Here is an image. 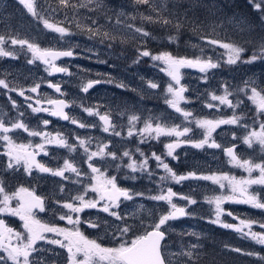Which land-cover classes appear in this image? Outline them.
Listing matches in <instances>:
<instances>
[{"label": "snow or ice", "instance_id": "snow-or-ice-1", "mask_svg": "<svg viewBox=\"0 0 264 264\" xmlns=\"http://www.w3.org/2000/svg\"><path fill=\"white\" fill-rule=\"evenodd\" d=\"M88 2L91 3L93 0H88ZM135 2L142 5L150 4V0H135ZM19 3L24 5L33 18L41 21L46 29L58 33L61 37L72 34L68 28L49 22L48 19L41 16L37 9L36 0H19ZM59 3L64 7H75V5L70 4V0H59ZM262 5H264V0H254V7L256 10L264 12V7H262ZM194 6H196V0H193V3L188 9H185L183 14L186 16L187 12ZM204 6L209 8L212 7L210 5ZM153 10L155 11V9ZM175 15L177 21L174 27L179 30L182 27L179 22L180 13L177 12ZM143 19L149 22H159L163 25L172 23L169 19L159 18L157 20L151 15L144 16ZM262 19H264V16H262ZM129 27H132V25H129ZM134 30L144 37L150 36V33L141 27H135ZM87 31L93 35L97 34V31L91 28H88ZM103 36L109 37V34L104 33ZM169 40L175 41L176 37L170 36ZM6 43L13 46L19 45L21 48L26 47L27 51L32 53V59L28 62L34 63L39 60L45 65H48L51 72H67V69L56 66L55 61L60 57H71L74 54L72 50L43 49L38 44L30 42L28 39L0 35V56L16 58L13 51L7 50L4 47ZM207 43L209 45H218L227 50V60L225 63L228 65H236L237 63L250 64L258 59H264V43H261L259 51L248 59H242V54L245 49L241 46H237L233 43H224L216 39H207ZM139 55L140 57H151L153 61H160L164 65L161 71L165 72L173 82L167 85L165 103L177 113H180L189 124L194 123L197 128L203 129L204 135L199 141L192 139L181 141L179 140L180 137H184L192 131L190 127L184 126L181 128L179 125L169 126L166 124L154 123L151 118L144 121L143 128L137 129L136 124L140 120V117L131 115L129 117L130 127L127 132L129 137L139 134L141 143L146 142L149 138L158 140L161 136L176 137L177 140L175 142L168 143L165 147L167 149L166 156L177 159L174 155V150L179 147L181 143L190 144L193 148L197 149H203L205 146L209 148H220L221 145L212 139V133L220 125L229 124L239 125L244 128L249 127L247 124L240 123L242 117L235 112H233L232 117L229 119H197L193 116L191 111L180 106L182 102H189L188 98L184 95L187 88L181 84V69L196 68L201 73L207 74L210 70L220 67V64L214 62L211 57H177L173 56L170 52H161L153 55L148 50L140 51ZM135 62L138 63L139 58ZM49 68L45 70L48 71ZM98 83H101V81H89L83 86L82 90L87 92L94 84ZM48 86L54 88L58 93L61 91L59 85L49 83ZM120 86L122 87L123 85ZM149 86L153 89L159 87L156 83H150ZM39 87L40 85L36 84L30 91L36 93ZM0 88L8 89L9 91H18L15 88H10L9 84L4 79H0ZM239 91L243 92L247 96V99L255 105L257 116L264 114V89H258L255 80L245 81V87L239 89ZM18 94L20 96H25L24 90H19ZM61 94L63 95V93ZM232 95L233 92L225 85L223 94L217 95L212 93L210 95V100L217 101L219 106H227L233 109L238 108L243 101L238 100L234 103L233 100L230 99ZM30 99L32 98L25 96V100ZM35 103L39 105L41 101L36 100ZM47 103L53 107H33L31 103L28 104V107L31 108L34 113L46 112L51 116L70 121L80 128L95 127V125H86L75 118H71L69 114L64 111V109L70 107L69 102L63 99H48ZM12 105L13 107H17L14 100L12 101ZM218 105L209 102L206 104V107L214 108L218 107ZM83 111L89 116H98L99 120L103 122L101 127L104 132L107 133L112 130L115 135H121L120 132L115 131L116 126L112 124L109 113L101 114L97 109L91 107H84ZM19 116L23 117L24 113H19ZM49 123L50 121L48 120L43 121L45 127H47ZM16 130H22L30 137H39L41 142L37 144H33L32 142L18 143L10 135V133ZM235 138V135H233V139ZM0 140L6 143L7 150L2 153V155L8 158V170L15 169L19 171L22 167L24 173L29 177L32 176L35 170L38 173H46L54 177H60L62 180H72L71 176L65 175L66 173H71L76 177L72 182L79 184L81 183L80 178L87 174L82 173L74 162L65 159L62 166L52 168L36 159L41 153L45 156L49 154L47 150L48 145L66 148L70 153L75 152L78 146L83 149L87 158L88 168L93 174L90 177L92 183L86 185L81 194L73 197L70 202L56 201L62 208L68 210L65 214L60 215L59 219L67 221L69 225H72L71 228L59 227L55 224H49L37 219V211H46L45 198L37 195L34 188L30 189L24 186H20L15 191L10 192L4 180L0 178V216L10 215L18 217L23 221L24 229V232L16 231L9 227L3 219H0V264H58L56 257H58L60 253L54 252L52 249L37 247V244L41 241L47 245H53L59 249H63L67 253L65 257L66 264H171L170 261L166 260L163 251V248L166 247L164 241L168 235L170 227L169 222L192 215L186 211L185 207H180L174 203L173 198L178 197L179 199L187 200L190 205L197 203L195 199L178 194L171 188L162 189L159 194L151 195L147 198L153 201H162L166 203L168 205V210L160 214L159 217L150 224H145L143 219L139 220V224L128 223L127 216L113 209H119L121 198L126 201H131L134 199V196H142L143 193L132 194L128 189L118 187L115 176H108L106 172L101 170V167L92 163L94 159H118L115 152L106 151L109 147L108 144H98L97 150L91 151L89 147L91 143L90 140L77 137L76 140L78 144H70L63 134L57 132L53 135L47 131L30 129L21 119H16L14 122L8 124H6L3 119H0ZM242 142L249 148H252L253 145H259L260 151L264 152V121L259 123V131L255 128H251L247 134L243 136ZM235 147L236 146L228 147L224 151L229 157V163L234 167L243 169L247 173L246 177L237 178L236 176L228 174L198 175L196 172L178 175L169 164L165 162L161 155H157L153 152L150 158L154 159L156 161V166L162 168L166 173L165 176L160 177L161 181L171 180L179 184L189 179L208 180L214 184H218L221 189L227 187L229 190L228 194L207 198V203L214 206V219L209 222L226 229H232L241 233L245 238L251 239L257 244L264 245V232L252 230V226L257 223H259L260 228L264 229V222L240 219L234 216L231 211H226L222 207L224 203L232 202L264 210V201L260 199V194L250 191L253 185L264 186V163H254L251 159H241L236 154ZM140 155L144 157V159L142 161H137L132 158L128 151L123 152V156L128 157L130 160V163L126 165L127 168L133 173L148 172L149 175H152V172L149 171V157H146L143 152H141ZM254 171H258L259 175L254 177L252 175ZM133 179H135V177H133ZM60 191H64L63 186L60 187ZM89 192L95 193L98 198L86 199ZM13 201H16L15 207L12 206ZM86 209H98L100 212L107 213L109 216L114 217L116 221H120L119 224L113 225L115 231L112 233L113 238L119 240L117 246H104L102 243L98 242V239H91L80 230L79 226L82 221L79 214L83 213ZM140 210L143 211L142 205L140 206ZM225 214L232 216L233 219H238V225L223 221L221 217ZM149 215H151V213H149ZM131 218L137 220L138 216L136 213H133ZM83 223L89 228L101 227L100 223L91 219H85ZM102 223L107 224L108 222L103 221ZM141 227L142 232L137 234L136 229ZM245 229H247V231H245ZM107 231L108 229L105 228V234H107ZM129 233H132V238H129ZM48 234H51V237ZM189 235L197 234L189 233ZM198 248L199 245L193 244L189 250L181 251L178 255L186 257L187 261H191L192 264H195L198 257L196 251ZM231 251L244 255H257L256 253L244 252L239 248H232ZM43 252H52L53 258L51 260H46L45 257L34 256L35 253ZM260 259H264V257H260Z\"/></svg>", "mask_w": 264, "mask_h": 264}, {"label": "rangeland", "instance_id": "rangeland-1", "mask_svg": "<svg viewBox=\"0 0 264 264\" xmlns=\"http://www.w3.org/2000/svg\"><path fill=\"white\" fill-rule=\"evenodd\" d=\"M224 1L229 6L239 4L238 8L240 10L233 14L237 16L231 17L239 25L238 29L247 33V24L254 26L259 23L260 19L261 23L258 25V28L264 33V21L257 14L261 11L255 9L254 0ZM70 4L75 5V7H64L60 5L59 0H36L37 9L41 16L48 19L49 22L68 28L72 33L71 35L61 37L58 33L46 29L41 21L33 18L24 5L19 3V0H0V35L28 39L43 49L72 50L77 56L75 59L65 60L60 63L55 62L56 66L67 69V72L56 73L51 72L49 66L39 60L29 63L28 61L32 59V53L28 52L26 47L21 48L19 45L13 46L6 43L4 47L7 50L13 51L16 58L0 56V79H4L10 88H15L18 91L24 90L25 96L32 98L25 100V96H23V103H32L40 100L41 104L35 103V106L43 107L42 104L47 102L48 99L57 98L55 93L48 87L49 81H54L55 84L63 85V97L73 104L72 110L68 112L69 116L86 125H100L94 115L89 116L83 111L82 106L86 102L89 107L97 109L100 113H109L115 116L117 124L121 126L122 130L129 129V117L131 115L140 117V120L136 124L137 129L143 128L144 121L149 118L154 123L169 126L179 125L181 128L184 126L191 127L194 124H189L180 113H177L165 103L167 85L173 82L165 72L161 71L164 65L160 61H153L151 57H140L139 55L142 48L139 45L137 46L136 42L137 40L141 41V38L140 34L136 33L134 29L135 27L143 28L144 25L153 23L144 20V16L151 15L157 20L162 18L157 1L153 2L150 0L149 5H142L137 4L135 0H123L117 4L109 3L107 0H93L91 3L88 0H70ZM25 12L30 15L34 24L33 27L35 28H28L25 25L26 23H21L23 15H26ZM261 13L264 14V12ZM222 18L223 16L220 17V19ZM228 24L229 20L227 19L225 22H222V26ZM129 25H132V27H129ZM88 28L97 31V34L93 35L87 31ZM104 33H108L109 37H104ZM251 36L253 39H251L250 44L256 45V48L257 46L260 47L261 43H264V36L261 37L257 33ZM116 44H119L121 47L118 48ZM198 46L204 51L206 57H211L214 62H218L220 67L210 70L207 74L192 68L182 70L181 84L187 88L184 95L188 98L189 102H182L180 106L191 111L197 119H229L232 117L233 112H235L242 117L240 123L249 126L248 128H244L239 125H220L216 130L218 132L222 131V134L224 133L226 136L236 135L234 131L238 133L243 129L245 135L251 128L258 129L257 131H259V123L264 121V114L257 116L255 105L239 89L245 87V81L251 80L256 81L258 89H264V59H258L250 64L237 63L236 65H228L225 63L227 60L226 49L223 48L226 51L225 55H223L219 46L203 43H200ZM253 52H256V50L254 49L250 55H246L244 52L242 59L250 58L254 54ZM138 58L139 62L136 63L135 61ZM46 68H49V70L46 71ZM96 80L101 81V83L94 84L87 92L82 90L83 86L89 81ZM150 83H156L159 87L153 89L149 86ZM36 84L40 85L38 96H35L30 91ZM120 85L123 86L121 87ZM225 85L233 92L230 99L234 103L238 100L243 101L238 108L233 109L227 106H219L217 101L210 100L212 93L222 95ZM0 91L2 92L0 96H2L1 102L3 103L0 107V119H3L6 124L20 119V95L18 91H9L4 88H0ZM7 99H9V103ZM13 100L16 102L17 107H13ZM209 102L217 104L218 107H206V104ZM38 114V120L35 122L41 126L40 128H36L34 122L24 119V122L30 129L44 130L43 121L48 120L50 123L47 125V128H49L47 130L50 133L53 130L63 131L65 134L66 131H69L73 134L71 142L78 144L76 138L80 137L83 129L72 124L70 121L62 122L59 119L54 122L48 113L40 112ZM120 133L119 138L123 139L125 135L122 132ZM19 134V130L10 133L13 139L19 138ZM24 136L31 139V141L27 139V142H41L39 137H30L27 134ZM133 137L137 139L136 141L141 140L139 134L133 135ZM162 139L167 140L169 143L177 140L176 137L168 136H161L158 140ZM186 139L179 138L181 141ZM150 140L156 141V139ZM246 147L248 146L246 145ZM176 149L177 152L174 150V155L177 158L181 155L186 157L188 165L190 162L188 158V144L181 143ZM6 150L5 141L0 140V169L2 170V177H5L3 179L5 185L8 191H11L14 188L9 189L11 185L16 184V170L7 169L8 158L2 155ZM61 150L58 147L56 149L52 148L51 151L58 153ZM218 154L219 152L211 151L212 158H215ZM262 155H264V152L260 151V156ZM166 158L171 166L177 160L167 156ZM225 158L228 165H230L228 157L225 156ZM209 162L212 163L213 160H209L207 166L210 164ZM259 162L262 163L263 160L260 159ZM131 175V177H135V182L145 181L148 187L149 185L152 186L153 191L150 196L159 194L162 189H167V185L169 184V180H160V177L165 176L166 173L157 168L156 164L152 169V175L149 177L144 176L143 178L142 172H131ZM184 183L186 184L184 185ZM190 183V180L182 181L179 184L175 183V192L192 198L189 191ZM183 185L184 188L181 187ZM198 185H201L200 190L209 189L212 192L210 197L220 195L219 193H213L216 191V184L211 181L197 180L194 182L193 187L198 189ZM263 189L264 186H259L260 194ZM137 199H140V201L135 206L133 205L134 210L127 214L130 217H132L133 213L137 214V220L131 218V221L135 224H138L142 215L145 214L144 212L141 213V205L144 210L145 206L152 204V210L155 211L154 203H158V201L153 200L148 202L147 197L142 200L140 196H136ZM260 199L262 200L261 195ZM173 202L180 207H185L186 211L192 215L185 216L181 220L169 222L168 241L165 243V249L167 250L166 260L170 261L171 264H187L186 257L178 255L181 251H187L191 245L197 244L199 248L196 251L200 254L203 251L202 249H204L203 244L209 237L211 229L213 231L215 228L229 229L209 222L214 219L213 205H210V212L200 209L199 212H196L192 204L190 205L187 200L174 197ZM15 205L16 201H13L12 206L15 207ZM224 209L227 211L226 208ZM245 209L246 206L235 203L233 211L244 213ZM154 211H152V214ZM15 218V216L10 215L0 216V219L8 221ZM221 219L227 223L229 222V219L224 215ZM189 233H196L197 235H189ZM198 241H200L199 244ZM48 249L53 248L49 247Z\"/></svg>", "mask_w": 264, "mask_h": 264}, {"label": "flooded vegetation", "instance_id": "flooded-vegetation-1", "mask_svg": "<svg viewBox=\"0 0 264 264\" xmlns=\"http://www.w3.org/2000/svg\"><path fill=\"white\" fill-rule=\"evenodd\" d=\"M49 83L55 84L54 81H49ZM56 85H59L61 87L60 93H63V85L61 84H56ZM49 89L55 92L54 88L49 87ZM33 94L38 96L39 91ZM60 96L63 97L62 94ZM20 97L21 99L23 98V96H20ZM54 99H57V98H54ZM63 99L69 102L65 97H63ZM23 104L24 103L22 102V100H19V113L24 112L25 107L28 108L31 111V113L28 117L24 115L23 117L19 116V118L23 121L24 119H28L30 120V122H34L36 124V128H40L41 126L37 122H35L38 120L39 114L32 112L31 108L28 107L29 103H27L26 106H24L25 104L24 105ZM31 104L34 105L33 107H36L35 101L32 102ZM42 106L46 108L53 107L49 105L47 102L42 104ZM84 107H89L87 102L85 103V105H83V108ZM72 108H73V104L70 103L68 112L71 111ZM43 113H46V112H43ZM101 114H104V113H101ZM51 117L54 120V122L60 119V118H56L55 116H51ZM95 117L99 121L100 125H95V127L81 128L83 129V132L80 135V138L91 141V143L89 144L91 151H96L98 144H108L109 147L106 149V151L115 152L118 159L117 160H112L111 158H106L104 160L94 159L92 163L101 167V170L106 172L108 176H115L118 187L128 189L130 193L132 194L143 193V195L140 196L142 200L150 196V194L153 191L152 186L149 185L148 187L145 181L135 182V179L131 177L132 176L131 170H129V168H127L126 166L128 163H130V160L128 157L123 156V152L128 151L131 154L132 158L137 161H142L144 159V157L140 155V153L143 152L146 157H149V171L152 172V169L154 168L156 164V161L150 158L151 153L153 152H155L157 155H161L162 158H164L165 162L169 164L166 158L167 149L165 147V145L168 144L169 142L164 139L160 141L159 140L153 141V140H150V138L147 139L146 142L144 143H141L140 141H136L137 139L135 137L133 136L129 137L127 135L128 129L122 130L121 126L117 124L116 117L110 114L112 124L116 126L115 131L122 132L125 135L123 139H120L119 136L115 135L112 132V130H110L107 133L104 132L101 127L103 122L99 120L98 116H95ZM60 120L62 122H67L62 119ZM190 128L192 129V131L188 133L186 136L180 137V138H184V139L189 138L195 141H199L203 138V135H204L203 129L197 128L195 124H193ZM47 129L49 128L44 127L43 131L49 132ZM19 131H20L19 138H15V140L18 143H28L27 139L31 141L30 138H27L26 136H24L26 133H24L22 130H19ZM57 132L63 134V136L66 137V139L68 140V143L75 144L71 142V139L73 138V134L71 132L66 131V134H65L63 131H57V130L52 131V133H54L53 135H55V133ZM234 134H236L235 139H233L232 135L226 136L224 133L222 134V131L218 132L217 130H215L212 133V139L215 140L216 143L221 145L220 148H209L205 146L203 149H197V148H193L190 144H188L189 146L188 158L190 159L189 164L187 165L186 163L188 159H186V157L181 155L180 157L177 158V160H175V163L173 164V166L171 165L169 166L178 175L187 174L189 172H196L198 175L228 174V175L236 176L237 178L246 177L247 173L243 169L234 167L232 164L228 165V162L225 158V156L226 157L228 156L224 150L228 147L236 146L235 147L236 154L241 159H251L254 163H260L259 162L260 159H262L263 160L262 163H264V155L260 156L259 145H253V148H249V147H246V145L242 142V138L245 135L244 129L242 131H239L238 133L234 131ZM32 143L37 144L36 142H32ZM154 147H157L156 151L154 150ZM52 148L56 149L58 147H56L55 145H48L47 150L49 154L45 156L43 155V153H41L40 155L36 157V159L44 163L46 166L52 167V168H58L62 166L65 159H68L71 162H74L82 173L87 174L80 178L81 183L79 184L73 183L72 180H75L76 177L74 176V174H71V173H66L65 175L71 176L72 180H62L60 177H54L46 173H38L35 170L33 171L32 176L29 177L24 173V170L21 167L19 171L16 170V178H15L16 184L14 185L12 184L9 189L14 187L15 189L13 188L11 191H15L20 186L28 187L30 189L34 188L37 195H40L45 198V208H46L45 212L37 211L36 213L37 219H40L42 222H46L49 224H55L59 227L71 228L72 225H69L67 221H62L59 219V216L62 214H65L68 210L62 208L60 204L56 203V201H61V202L69 201L70 202L73 197H75L78 194H81L85 186L88 185L89 183H92V181L90 180V177L93 174L91 173V170L88 168L87 158H86L85 153L83 152V149L77 146V150L75 152L70 153L68 149L65 148V150H63L64 148H60L62 149L60 152L54 153L51 151ZM211 151L219 152V154L216 155L215 158H212ZM175 152H177V149H175ZM211 159L213 160V162L212 163L209 162L210 164L207 166L208 161ZM228 160H229V157H228ZM160 169L164 171L162 168ZM252 175L255 177V176H258L259 173L258 171H254ZM142 176L144 178V176L149 177L150 175L148 174V172H143ZM0 178L5 179V177H2L1 169H0ZM189 180L191 181V183L189 184L190 194L192 195V199H195L197 201L196 204H192V207L194 209L200 208V210L202 209L204 211L210 212L211 207H210V204L207 203V198L210 197L212 192H210L209 189L200 190L201 185H198V189L196 187H193L194 182L197 180L195 179H189ZM185 184L186 183H184V185ZM184 185L181 187L184 188ZM61 186H63L64 188L63 192L60 191ZM259 186L260 185H253L250 191L258 192L260 194ZM176 187H179V186H176ZM203 187H204V184H203ZM167 188H171L175 192V182L169 180V184L167 185ZM215 190L216 191L213 193H219L220 195L229 193V190L227 187H225L224 189H221L218 184H216ZM260 195L262 197V201H264V189L261 191ZM87 198L97 199L98 197L95 193L89 192L88 197H86V199ZM198 199L200 200L198 201ZM147 200L148 202L150 201V199L148 198ZM139 201L140 199L136 200V196H134V199L131 201H126V200H123V198H121L119 209H113V210L119 211L121 214L127 216L128 223L135 224L134 222L131 221V217L127 214L131 213L134 210L133 205L135 206V204ZM201 201H202V204L200 203ZM238 205L246 206L245 212L244 213L241 211L237 212L238 215H234V216L239 217L240 219H248V220H255L258 222H264V210L255 209L245 204H238ZM167 206L168 205L164 202L154 203V207L156 208L154 211L152 210V204H149L144 207L143 211H141V213L142 212L145 213L142 215L141 219L144 220L145 224H150L155 219H157L160 214L165 213L167 211ZM234 206H235V203H232V202L230 203L226 202L222 205L223 208H226L227 211H231V212H233ZM152 211H154L153 214H152ZM149 213H151V215H149ZM79 215L82 221L79 227H80V230L86 236H88L91 239H98V242L102 243L104 246L114 247L118 245L119 240L114 239L112 236V233L115 231V228L113 227V225L119 224L120 221H116L114 217L109 216L107 213L100 212L98 209H86L83 213H80ZM231 218L233 221L229 220L228 223L238 225L239 220L233 219L232 216ZM85 219H91L97 223H100L101 227L100 228H89L85 223H83ZM4 221L9 227L13 228L14 230L19 231V232H24L23 221H21L18 217H16L15 219H9V221L8 220H4ZM103 221H107L108 223L104 224L102 223ZM105 228L108 229L107 234H105ZM252 230L256 232H264V229L259 227V223L254 224L252 226ZM136 231H137V234H140L142 232V227L136 229ZM245 231H247V229H245ZM48 235L51 237V234H48ZM241 236L242 238H245L242 234ZM129 238H132V233H129ZM166 241L164 242V244L166 243ZM253 242L256 243L255 241ZM261 246H264V245H261ZM37 247H41L45 249L52 247L53 248L52 250L54 252L60 253V255L56 257L58 264H66L65 257L67 253L63 249H59L58 247H55L53 245H47L43 241L39 242L37 244ZM164 249L165 247L163 248V251L167 255L166 253L167 250L166 249L164 250ZM34 256L45 257L46 259H49V258L52 259L53 253L52 252L35 253Z\"/></svg>", "mask_w": 264, "mask_h": 264}, {"label": "trees", "instance_id": "trees-1", "mask_svg": "<svg viewBox=\"0 0 264 264\" xmlns=\"http://www.w3.org/2000/svg\"><path fill=\"white\" fill-rule=\"evenodd\" d=\"M107 1L117 4L123 0ZM152 1L158 2L162 18L169 19L172 23L163 25L162 23L153 22L144 25L143 29L148 31L150 36L144 37L140 35L141 41L137 40L136 45H139L142 50H148L153 55L161 52H170L173 56L177 57H206V54L198 45L200 43L208 44L207 39H216L224 43H233L243 47L246 55H250L254 49L256 52L259 51V46L256 48V45L250 44V41L253 39L251 35L255 33L261 37L264 36V33L258 28L261 20L259 19V23L254 26L247 24V33L242 32L238 29L239 25L236 21L231 18L236 17L237 15L233 14L240 10L238 8V3L229 6L224 0H196V6L192 7L185 16L183 13L185 9L190 7L193 0ZM204 5H210L212 7L209 8ZM177 12L180 13L179 22L182 25L179 30L174 27L177 21L175 15ZM25 14L26 15H23L21 23H26L25 25L28 28H35L33 27L34 24L30 15L26 12ZM257 14L261 19L262 16H264L261 12ZM222 16L223 18L220 19ZM226 19L229 20V24L222 26V22H225ZM170 36H175L176 40L170 41ZM116 46H118V48L121 47L119 44H116ZM219 49L223 52L222 54L225 55L226 51L221 47H219ZM0 95H2L1 91ZM1 98L2 96H0V107L1 104H3ZM7 100L9 103V99ZM19 100L22 99L19 97ZM26 104L24 106H26ZM4 106H6V104H4ZM23 113L28 117L31 111L25 107ZM156 149L157 147H154L155 151ZM200 203L202 204V201ZM199 209L196 208L194 210L199 212ZM232 213L233 215H238L235 211ZM225 217L233 221L231 216L225 215ZM199 242L200 241H198V244ZM203 247V251L200 254L198 253L195 264H264V259H260V257H264V246L258 245L247 238H242L240 233L232 229L224 230L215 228L214 231L211 229L210 235L205 240ZM232 248H239L244 252L256 253L257 255H244L231 251ZM187 264H192V262L188 261Z\"/></svg>", "mask_w": 264, "mask_h": 264}, {"label": "water", "instance_id": "water-1", "mask_svg": "<svg viewBox=\"0 0 264 264\" xmlns=\"http://www.w3.org/2000/svg\"><path fill=\"white\" fill-rule=\"evenodd\" d=\"M76 56H75V54H73V56H71V57H60V58H58L55 62H57V61H61V60H65V59H72V58H75ZM184 69H186V68H183V69H181V72H182V70H184ZM192 69H195V70H198V69H196V68H192ZM199 71V70H198ZM56 73H60V72H56ZM61 88V87H60ZM54 91L56 92V90L54 89ZM56 93H58V92H56ZM58 94H60V92L58 93ZM67 102V101H66ZM69 108V107H68ZM68 108H66V109H68ZM66 109H64V111L66 112ZM182 218H184V217H182ZM182 218H180V219H182ZM180 219H177V220H180ZM166 239H167V237H166ZM166 241V240H165ZM164 241V242H165Z\"/></svg>", "mask_w": 264, "mask_h": 264}]
</instances>
